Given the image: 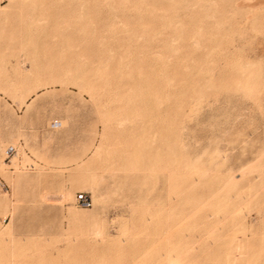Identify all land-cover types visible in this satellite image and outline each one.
<instances>
[{"label":"rangeland","instance_id":"374dc122","mask_svg":"<svg viewBox=\"0 0 264 264\" xmlns=\"http://www.w3.org/2000/svg\"><path fill=\"white\" fill-rule=\"evenodd\" d=\"M257 2L0 0V264H264Z\"/></svg>","mask_w":264,"mask_h":264},{"label":"built area","instance_id":"2783aa9c","mask_svg":"<svg viewBox=\"0 0 264 264\" xmlns=\"http://www.w3.org/2000/svg\"><path fill=\"white\" fill-rule=\"evenodd\" d=\"M75 203L81 208H90L92 206V199L85 193H77L75 196Z\"/></svg>","mask_w":264,"mask_h":264},{"label":"bare ground","instance_id":"6f19581e","mask_svg":"<svg viewBox=\"0 0 264 264\" xmlns=\"http://www.w3.org/2000/svg\"><path fill=\"white\" fill-rule=\"evenodd\" d=\"M257 3H258V5H264V0H258ZM262 7H263V6H262ZM262 7H261V8H262Z\"/></svg>","mask_w":264,"mask_h":264}]
</instances>
